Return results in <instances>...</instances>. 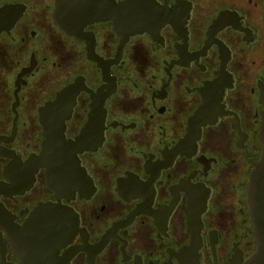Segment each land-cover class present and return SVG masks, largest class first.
Here are the masks:
<instances>
[{"label":"flooded vegetation","instance_id":"flooded-vegetation-1","mask_svg":"<svg viewBox=\"0 0 264 264\" xmlns=\"http://www.w3.org/2000/svg\"><path fill=\"white\" fill-rule=\"evenodd\" d=\"M113 1L125 17L75 38L55 22L57 0H0V264H37L38 212L50 207L69 215L45 264H245L264 0ZM72 87L62 132L75 154L55 176L40 166L39 110Z\"/></svg>","mask_w":264,"mask_h":264},{"label":"water","instance_id":"water-1","mask_svg":"<svg viewBox=\"0 0 264 264\" xmlns=\"http://www.w3.org/2000/svg\"><path fill=\"white\" fill-rule=\"evenodd\" d=\"M116 7L117 10H114ZM126 8V4L122 7L115 6L113 0H57L54 18L61 30L70 36L78 38L86 24L113 20L114 18H121L122 16L125 17L124 13ZM114 29L120 36L118 27L116 28L115 26ZM137 32H141V30L129 32L128 34ZM88 52V57L94 62H97L105 75V67L95 56H92L90 49H88ZM77 92L78 88L75 90L73 87L63 89L57 94L56 100L53 103H49L39 110L40 120L44 129L43 151L40 158V162L43 161V163H40V166L48 167L49 165L47 163H52L55 176L60 175L62 168L65 167L64 162L66 160L72 161L74 159L75 151L70 149L69 144L63 137L62 131L64 121L71 114ZM97 104L98 102L94 100L89 116L91 125L99 118L97 114L100 107H97ZM206 109L207 107H202L193 118V123L195 127L197 126V130L200 124H204L202 118L204 117ZM49 120H55L57 122H49ZM258 138L262 144L261 157L249 176L247 186L248 214L254 229L253 236L256 252L245 264H264V112L262 113V127ZM83 144L84 142H79L75 145L82 147ZM38 213L39 215L48 216L44 221L38 222V226L41 224L44 226L39 228V237L37 238V264H45L42 249L53 248L54 259L56 251L59 248L57 243L64 237V231L60 226L69 214L68 211L58 207H50L48 212H46V209H42ZM192 224L197 225V222ZM33 226L35 225L33 223L31 225L30 223L25 230H22V235L27 236L30 234L32 231L31 227ZM198 226H200V221ZM33 240L34 238L27 239L21 236V243H24L26 248L34 247ZM51 256L52 254L50 253Z\"/></svg>","mask_w":264,"mask_h":264}]
</instances>
